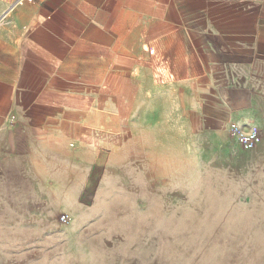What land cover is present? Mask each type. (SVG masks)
<instances>
[{"label": "crops", "instance_id": "0c3cea01", "mask_svg": "<svg viewBox=\"0 0 264 264\" xmlns=\"http://www.w3.org/2000/svg\"><path fill=\"white\" fill-rule=\"evenodd\" d=\"M185 113L264 132V0H0L5 218L60 190L80 205L116 142Z\"/></svg>", "mask_w": 264, "mask_h": 264}, {"label": "rangeland", "instance_id": "374dc122", "mask_svg": "<svg viewBox=\"0 0 264 264\" xmlns=\"http://www.w3.org/2000/svg\"><path fill=\"white\" fill-rule=\"evenodd\" d=\"M187 124L116 142L80 205L0 208V264H264V132Z\"/></svg>", "mask_w": 264, "mask_h": 264}]
</instances>
